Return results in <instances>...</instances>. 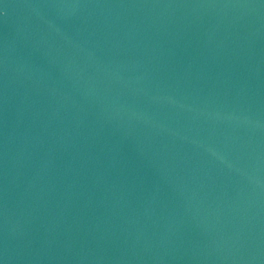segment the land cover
I'll return each instance as SVG.
<instances>
[{"label":"water","instance_id":"obj_1","mask_svg":"<svg viewBox=\"0 0 264 264\" xmlns=\"http://www.w3.org/2000/svg\"><path fill=\"white\" fill-rule=\"evenodd\" d=\"M0 264H264V0H0Z\"/></svg>","mask_w":264,"mask_h":264}]
</instances>
